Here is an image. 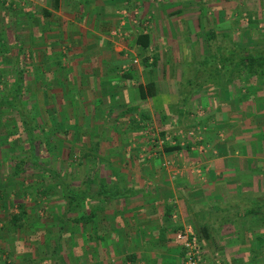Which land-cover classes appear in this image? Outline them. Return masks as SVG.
Instances as JSON below:
<instances>
[{"label": "crops", "instance_id": "1", "mask_svg": "<svg viewBox=\"0 0 264 264\" xmlns=\"http://www.w3.org/2000/svg\"><path fill=\"white\" fill-rule=\"evenodd\" d=\"M194 4L0 0V96L22 83L24 106L38 127L33 143L21 127L16 146L7 134L14 119L6 114L0 122L1 218L37 200L19 195L18 182L5 177L32 173L34 188L45 166L28 149L42 134H62L65 148L86 152L82 166L98 167L81 184L91 180L82 193L86 203H98L97 220L82 219L81 264H186L179 235L189 230L203 246L202 264H264V86L252 92L222 77L221 85L200 88L211 65L198 59L210 50L198 46L218 34L212 21L219 10L211 16L191 10ZM141 34L150 37L147 50L137 43ZM149 83L157 92L144 99L140 85ZM202 100L207 112H189ZM183 120L194 127L190 132ZM167 143L182 149L165 152ZM22 158L33 160L17 174L13 167ZM17 245L24 262V243Z\"/></svg>", "mask_w": 264, "mask_h": 264}, {"label": "rangeland", "instance_id": "2", "mask_svg": "<svg viewBox=\"0 0 264 264\" xmlns=\"http://www.w3.org/2000/svg\"><path fill=\"white\" fill-rule=\"evenodd\" d=\"M194 1V5L196 6L191 10L200 11L201 9L203 10L202 12L207 14L211 12V16H213V11H215L216 8L217 10H219L217 13L218 15L216 17V20H211L212 23L217 27L216 31L218 34L214 33L215 35H217V38L215 39V41L210 43H208L207 40L205 42L204 39H202V42H200V46H198L199 50H201L202 48L206 49V47V50H210V54L207 58H210L212 56V51L214 53H217L218 48L223 46V44H226V48L231 45H235L236 43V45L240 48L264 50V0ZM225 31H227L228 33L227 36H224ZM206 50H204V52ZM207 58H203V53H200L198 57V59L200 60H205ZM212 61V58L210 59V61H208V63L211 65L210 69H213L215 65L220 63L219 61H217V63L214 64ZM222 73V77H228L225 70ZM214 77L215 76H213V78ZM214 80L215 79H209L206 81L205 78L203 79V76H200L197 82H199V84L209 86L215 82ZM241 83L244 85L252 84V82H250V84L248 82H245V80L241 81L238 79L236 80L235 86H242ZM222 90L221 92L225 91ZM236 91H238V89H236ZM239 92L242 93V89L239 88ZM220 97L221 95L219 93L217 99H220ZM208 108L209 106L207 102L202 100L196 103L195 111L191 107L189 109V112H207ZM46 124L49 123L47 122ZM182 126L184 127V130H186V132H190L193 127L190 121L185 122L184 120L182 122ZM195 135L198 136L196 132ZM39 137L41 142L40 144L36 145L33 152L35 155L41 156L42 165L45 167H43V169L41 168L38 170L35 168V170H37L36 175H39L40 179L38 180V183L34 186V188H36L34 194H31L30 192L26 193L27 190H30L31 188L34 189L32 185H30L32 173H28L27 175L26 173H23L17 177L14 176V178L12 175L5 177L10 180H16V182H18L17 184L13 185H16V187H18L15 189L19 190V193L23 192L19 195H23L25 198H27V194L32 196L36 195L37 200L34 204H31V200L27 201V199H24V201L30 203V207L26 206V221L23 227L18 230H14L11 226V220L14 216V213H11L8 219L0 217V224H3V228H1L2 237L0 238L4 239L5 243H8L7 251H5V254L2 253V255L6 257V261H4L5 263L3 262V264H63L62 261L67 260H69L67 264H81V259L83 258H81L80 256L78 240L81 238L83 234L82 232H85L84 222L82 221V215H84L85 213V215H91V218L97 220L96 217L98 203L94 204V200H89V202L87 203L86 201L83 202L81 209L78 210V213L75 214L74 217L70 219L65 225L64 234L62 239L60 240L62 244L60 252L58 254H55V243L57 237L59 236V231L62 225V221L60 220L61 214H59V206L61 202L60 193L56 192L57 194H55L52 191V185H54V181L46 173V171H44V168L50 170L54 169L62 174H67V177L70 176L71 179H73L72 181L75 180L76 182H74L80 186L82 184V181L85 180L87 176H92L94 173L97 172L96 169H98V167L90 168L87 166H82L81 161L86 158L82 155L86 152L72 150L69 145H66L65 148V144H63L66 138L65 135L61 134L59 136H56L52 134H42ZM155 139L156 137L152 135V139L150 141L152 142V144L157 145ZM9 154H11V152ZM101 169L103 171H107V168ZM7 171L9 170L7 169ZM100 174H102V172ZM19 184H21L20 187ZM98 185V183H94L92 186L95 192ZM22 187H26L27 189H25L24 191ZM2 192L3 190L0 188V193ZM49 195L50 197H48ZM24 197H20L18 201H20L21 198ZM78 218L79 221H77ZM88 223V225L90 226L93 225V223ZM94 226L96 227L95 224ZM88 231L91 230L89 229ZM35 236H38L39 242L35 241ZM17 242L24 243L23 254L26 257L24 262L18 259L19 256H17V253L20 252L17 251L21 246L17 245L18 247L15 248L14 246ZM10 244L15 245L11 248ZM49 257H52V262L48 261ZM91 260L92 259H90L89 264H98L93 263Z\"/></svg>", "mask_w": 264, "mask_h": 264}, {"label": "trees", "instance_id": "3", "mask_svg": "<svg viewBox=\"0 0 264 264\" xmlns=\"http://www.w3.org/2000/svg\"><path fill=\"white\" fill-rule=\"evenodd\" d=\"M217 38V35L211 34L209 37V41L213 42ZM137 43L144 49L147 50L150 46V37L148 34H141L138 37ZM219 47L217 50V53H213L210 58H207L206 61H210L212 58V62L214 64L219 61L215 68L211 70H207L204 68H201L200 71L204 69V71H208V74L210 76L209 79H212L214 77L215 83H213V86L216 84L221 85L222 83V72L225 70L228 77L225 79L228 80L229 83H233L236 79H244L245 82H252V85H249L250 91H256V89L259 86H264V50H252L248 48H237L235 45H231L228 48ZM150 58H145V65H148ZM153 66L157 65V60L155 59L153 61ZM220 65V66H219ZM203 67V66H202ZM223 70V71H222ZM251 84V83H250ZM201 85V86H200ZM200 88L207 87L208 85L199 84ZM198 86V87H199ZM212 86V87H213ZM22 89L23 84L18 83V85L14 86L9 91V96H0V111L3 113L0 115V122L2 121L3 117L6 114H9L10 117H12L14 120L12 121L11 127L7 129V134L9 139H13V143L17 146V140L19 139L15 134L20 133V128L23 127L25 134L28 135V138L33 143L35 139H37V136H35L32 132L36 131L38 127L34 124V120L32 119L31 115L28 113L26 106H24L23 99H22ZM140 92L142 95V98L153 97L156 95V84L155 83H149L146 86L140 85ZM6 112V113H5ZM4 115V116H3ZM17 115V116H16ZM16 116V118L14 117ZM17 132V133H16ZM10 135V136H9ZM28 139V140H29ZM30 142V144H31ZM181 144L177 143L175 146H171V144L167 143L164 146L165 152H174V151H180ZM29 153L32 154L31 157H36V155L33 152L32 146H30ZM33 158H30L28 160H25L24 158L18 159L16 161L15 166L13 167L15 173L21 172L24 167L27 165V162L29 160H33ZM16 159V158H15ZM14 159V160H15ZM34 166L37 167L36 161L33 162ZM44 171L54 181V185H52V191L57 194L56 192L60 193V208L59 211L61 214L60 220L62 221V225L59 231V236L56 239V246H55V254H58L61 249V242L60 240L63 237L64 234V228L67 222L74 217L75 214L78 213V210L81 209L83 201L87 200L85 199L87 194L82 193L83 187H87V192L90 190L91 186V180L88 181V183L83 184L82 186L75 185L72 180L67 179L64 175H62L59 172H56L55 170H50L47 168H44ZM21 210L18 214H14L11 220V226L14 230H18L23 227L25 221H26V206L24 204H21ZM85 215V213H84ZM83 218H91L90 216H84ZM79 221V218L77 219ZM91 221V220H90ZM38 235V234H36ZM35 241L39 242L38 236H35ZM47 260V259H46ZM48 261L52 262V257H49ZM63 264H65V261H62Z\"/></svg>", "mask_w": 264, "mask_h": 264}, {"label": "built area", "instance_id": "4", "mask_svg": "<svg viewBox=\"0 0 264 264\" xmlns=\"http://www.w3.org/2000/svg\"><path fill=\"white\" fill-rule=\"evenodd\" d=\"M191 133L190 136H194ZM179 240L183 246L186 264H202L203 246L197 234L192 230L179 235Z\"/></svg>", "mask_w": 264, "mask_h": 264}]
</instances>
